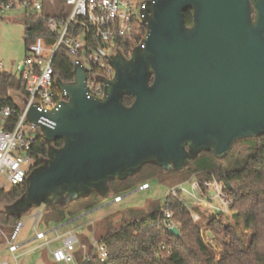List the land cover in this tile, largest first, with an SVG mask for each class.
I'll return each instance as SVG.
<instances>
[{
	"label": "water",
	"instance_id": "obj_1",
	"mask_svg": "<svg viewBox=\"0 0 264 264\" xmlns=\"http://www.w3.org/2000/svg\"><path fill=\"white\" fill-rule=\"evenodd\" d=\"M142 20L146 35L131 56L109 58L103 97L87 98L78 65L72 82L56 79L67 100L42 114L53 122L39 124L47 158L7 212L20 217L91 192L107 198L111 181L146 164L180 170L203 151L225 158L236 140L264 134V0H149ZM40 115L32 108L28 118ZM168 232L179 235L176 226Z\"/></svg>",
	"mask_w": 264,
	"mask_h": 264
},
{
	"label": "trees",
	"instance_id": "obj_2",
	"mask_svg": "<svg viewBox=\"0 0 264 264\" xmlns=\"http://www.w3.org/2000/svg\"><path fill=\"white\" fill-rule=\"evenodd\" d=\"M48 15L45 11L25 13L31 32L30 38L25 35L26 47L38 36L43 38L47 47L55 44L57 34L51 32L45 23ZM183 17L185 24L191 25L192 10L186 9ZM142 39L138 37L136 41L129 42L127 47L134 49ZM54 74L64 83L72 82L75 77L74 65L65 47H60L55 56ZM14 91L24 94L23 81L8 71L0 72V105L13 104L11 95ZM132 100L129 95L123 96L126 106ZM62 144V139L51 142L55 148ZM48 148L44 136L39 134L31 151L33 168L47 158ZM147 165L158 171H166L156 165ZM166 173L173 174L179 181H187L194 176L199 183L214 178L224 183V186L226 182L230 184L231 188L224 187V191L231 199V218L223 212L210 214L205 227L220 238L218 258L204 242L199 222L193 220L191 211L179 199L177 192L176 196L166 195L163 203L152 200L147 207L125 208L116 219H106L105 230L96 238L107 250V257L103 261L99 259L97 249L87 244L90 243L89 239L80 237L88 249L87 259L83 258L80 251L75 253L78 264H264V134L236 140L225 158L203 151L184 168L167 170ZM151 177H156L154 170L144 172L140 179L141 185ZM133 186V183L123 185V182H110L112 194L123 189L128 192ZM25 189L26 185L14 186L9 190L0 189V226L7 234L20 217L7 212L5 207L14 203ZM92 194L98 196L96 192ZM99 197L92 201L78 198L63 206L52 204L46 208L45 221L47 223L50 215L53 226L68 222L103 205ZM166 210L171 214L170 220L176 223L179 235L167 231L163 222Z\"/></svg>",
	"mask_w": 264,
	"mask_h": 264
},
{
	"label": "built area",
	"instance_id": "obj_3",
	"mask_svg": "<svg viewBox=\"0 0 264 264\" xmlns=\"http://www.w3.org/2000/svg\"><path fill=\"white\" fill-rule=\"evenodd\" d=\"M148 1H52V9L58 7V10L55 13H48L45 23L51 32L57 34V40L51 47L45 46L40 36L31 40L26 47L25 57L14 67L15 76L23 81L24 94L14 91L11 95L14 103L0 105V176L4 179L0 189L5 190L6 184L11 187L26 184V178L33 169L31 151L41 134L39 124L46 126L53 124L42 114L53 112L67 100L66 92L55 84L57 77L54 74V61L59 48L65 47L73 65H78L84 70V88L87 98L103 97L105 88L103 80L114 76V69L109 58L115 54L129 58L133 49L127 47V44L146 35V27L142 19ZM45 2L46 0L0 1V20L3 10H23L24 13L42 12ZM5 71L4 62L0 57V72ZM32 108L41 113L36 122L28 118ZM224 187V183L213 178L201 183L197 181L192 183V192H188L185 187H181L180 190L195 199L201 196L209 201L212 198H218L222 204L219 210L225 213L229 210L231 199L225 193ZM147 188H149L148 183L138 187L140 190ZM168 192L172 196L177 195L174 188ZM121 199V196H116L111 202L105 204L119 202ZM181 201L185 204L183 200ZM86 214L44 231L35 230L32 237L21 242H17L23 227L20 220L9 234L0 226V239L7 246L11 258L0 259V264H26L21 258L36 248L48 254L52 264H78L75 259L77 251H80L83 258L87 259L88 246L81 242L80 237L73 230L60 232L61 228ZM170 215V212L166 210L163 222L167 231L172 226L177 227L176 223L170 220ZM191 215L193 220L198 221V214L192 212ZM34 217V225H36L39 213H36ZM33 242L38 243L28 250H23ZM91 246L97 249L101 261L106 259L107 250L103 244L93 239Z\"/></svg>",
	"mask_w": 264,
	"mask_h": 264
},
{
	"label": "rangeland",
	"instance_id": "obj_4",
	"mask_svg": "<svg viewBox=\"0 0 264 264\" xmlns=\"http://www.w3.org/2000/svg\"><path fill=\"white\" fill-rule=\"evenodd\" d=\"M57 10L58 7L52 9L50 12L55 13ZM20 16L23 18L19 19ZM27 27V19L23 10H3L0 20V57L4 62L6 71L12 74L15 73V64L21 61L26 55L25 35L27 32ZM149 170L150 172L151 170H154L156 177H151L147 180L149 188L143 190L138 189L142 182L140 181L141 176H143L144 172L146 173ZM166 171H163L165 172L163 174L162 170L158 171L154 169V167H149L146 164L138 176H130L123 181H112L115 183L123 182V185L133 183L134 188L128 192L123 189L107 198L99 197L100 203L103 205L91 210L84 217L72 221L70 224L61 228L60 232L73 230L77 236L81 238L85 236L88 238L90 243L87 244H91L93 239L98 238V235L105 230L106 219H116L120 212L125 208L147 207L149 202L152 200H158L160 203H163L165 196L169 193L168 191L171 188H174L177 192H179V199L185 202V205L188 207L191 213L193 212L198 214V222L201 226L202 238L204 242L212 249L215 254V258L217 259L221 249L220 238L206 230L205 227L207 220L203 219V217L207 218L210 214L221 213L219 210V208L222 206L220 200L218 198H212L211 201H209L206 197L202 196L198 197L197 199L191 198L188 194L181 191L180 188L185 187L188 192H192L191 184L196 182L195 177L192 176L191 179L187 181H179L176 176H172L173 174L166 173ZM1 184H4V179L0 176V185ZM4 188L5 190H9L11 189V186L6 184ZM117 195L122 197L121 201L105 204L111 202ZM96 197L98 196L92 194L87 198H82V200L92 201ZM36 213H39V218L37 224L34 225V215ZM231 213L232 212L227 210L224 214H226L228 218H231ZM45 218L46 207L44 205L32 208L27 213L22 214L19 220L23 223V227L20 230L17 242H21L32 237L35 233V230L44 231L47 228L52 227L54 221L50 215L48 216L47 223ZM114 223L117 224L115 220ZM37 243L38 242L30 243L23 250H28L37 245ZM0 259H11L8 248L3 242H0ZM21 259L26 264H48L52 261L48 254H44L43 251L38 248L28 252Z\"/></svg>",
	"mask_w": 264,
	"mask_h": 264
},
{
	"label": "crops",
	"instance_id": "obj_5",
	"mask_svg": "<svg viewBox=\"0 0 264 264\" xmlns=\"http://www.w3.org/2000/svg\"><path fill=\"white\" fill-rule=\"evenodd\" d=\"M53 0H46V3H45V8H44V11L47 12V13H50V11L52 10V3ZM23 18L22 16L19 17V19ZM191 182V181H190ZM203 216V215H202ZM203 219H206L207 218H204ZM26 240V239H25Z\"/></svg>",
	"mask_w": 264,
	"mask_h": 264
},
{
	"label": "flooded vegetation",
	"instance_id": "obj_6",
	"mask_svg": "<svg viewBox=\"0 0 264 264\" xmlns=\"http://www.w3.org/2000/svg\"><path fill=\"white\" fill-rule=\"evenodd\" d=\"M38 166H40V164H36V165H35V168L38 167Z\"/></svg>",
	"mask_w": 264,
	"mask_h": 264
}]
</instances>
